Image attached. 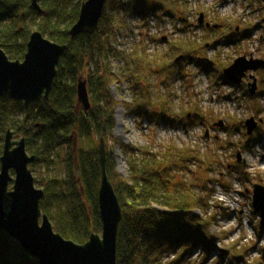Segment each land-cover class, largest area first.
<instances>
[{"label": "trees", "instance_id": "16d2710c", "mask_svg": "<svg viewBox=\"0 0 264 264\" xmlns=\"http://www.w3.org/2000/svg\"><path fill=\"white\" fill-rule=\"evenodd\" d=\"M84 1L36 0L38 11L33 0H0V46L11 61L24 60L34 32L67 46L47 98L28 108L8 96L0 99V138L3 139L7 130L21 136L27 154L35 157V163L51 164L59 146L70 147L64 159L68 175L63 186L57 180H47L41 203L43 214L64 239L84 244L91 234H99L102 229L98 203L102 169L100 144L94 141L97 137L99 143L104 140L106 173L123 214L117 236V264H162L164 254L170 252L181 261L193 249L209 251L217 240L210 233V218L195 214L198 207L205 205V200L194 192L195 184L177 178L191 164L202 161L200 156L193 150L182 151L177 147L161 155L143 151L138 166L129 162L132 172L125 179L113 176L115 163L109 145L112 142L113 149L118 146L129 154L139 151L120 144L113 136L115 111L120 105L111 94L114 85L128 84L135 91L134 103L128 108L142 121L156 117L157 124L167 126L190 121L188 113L177 114L167 97L156 96L151 90L156 72L164 73L159 84L170 89L174 86L175 72H185L184 67L178 69L175 63L178 57L168 61L157 53L148 54L144 39L134 42L130 52L119 51L113 45L119 33L127 32V16L137 17L142 27L149 25L151 16L156 19L168 16L180 22L185 0H107L94 34L71 37L69 31L78 21ZM248 33L245 29L243 35ZM220 34L230 42L237 38L234 32ZM196 43L181 41L173 47L184 60L195 61L198 54L197 59L204 60L202 66L213 69L215 63L202 55L206 46ZM80 79L89 86L88 111L78 105ZM86 142L91 146L85 148ZM210 166L206 164L209 169ZM198 182L197 188L201 190L214 181L204 176ZM239 259L242 255L233 258ZM0 264L40 262L0 232Z\"/></svg>", "mask_w": 264, "mask_h": 264}, {"label": "rangeland", "instance_id": "374dc122", "mask_svg": "<svg viewBox=\"0 0 264 264\" xmlns=\"http://www.w3.org/2000/svg\"><path fill=\"white\" fill-rule=\"evenodd\" d=\"M183 5L184 9H180L183 21L180 22L168 16L162 19L151 16L149 25L142 27L137 17L127 16V32L119 33L113 41L114 47L119 51L130 52L134 48V42L144 39L148 54L157 53L163 58L167 57L168 61L178 57L175 63L179 65L178 69L184 67L185 72H175L174 86L170 89L159 84L164 73L156 72L152 77L151 90L156 96L167 97L174 112H186L190 118L188 123L170 126L157 124L156 117L142 121L128 108L134 103L135 91L128 84L112 86L111 94L120 103L115 111L113 136L120 144L139 150L129 154L118 146L113 149L112 142H109L115 163L113 176L126 179L132 172L129 162L138 166L143 151L159 155L171 149L176 150L174 147L182 151H195L202 161L191 164L188 171L177 174V178L196 185L194 192L205 200V205L198 207L195 214L210 218V233L217 240L209 251L193 249L181 261L172 252L164 254L162 264H264V229L260 230V215L255 214L252 207L254 186L264 187V123L260 128V120L264 122V67L248 72L237 85L230 84L223 74L224 69L239 57L264 61V4L262 0H185ZM260 8L262 9L259 10ZM201 15L204 23L211 26L217 24L219 27L206 29L198 23ZM245 29L249 31L248 35H243ZM217 31L222 34L234 32L237 38L230 42L223 39ZM181 41H197V45L206 46L202 55L215 63L214 68L205 69L202 66L204 60L197 59L198 54L194 57L195 61L177 56L178 52L173 46ZM166 53L168 56H165ZM86 84L88 90V83ZM254 84L257 94L251 97L247 89ZM89 97L91 105L90 93ZM78 105L88 111L83 105ZM190 113L194 115L193 118ZM250 119L258 122V127L251 136H247L245 123ZM4 138L5 134L2 140L0 138V158ZM20 138L21 136L14 134L15 141ZM94 141L100 144L97 137H94ZM90 146L89 142L85 143V148ZM75 147L78 148V144ZM57 149L51 158L53 163H35L34 160L29 164L30 169L35 163L31 173L38 190L43 191L47 180L51 179L57 180L59 186L64 184L68 175L64 159L70 147L61 145ZM206 164L212 165L210 169ZM10 175L15 177L13 170ZM204 176L214 182L207 189L200 190L197 188L198 179ZM12 187L11 182L7 191H11ZM4 206L8 211L10 198H5ZM41 214L45 215L42 209ZM41 222L42 218L40 224ZM50 223L52 224L51 221ZM0 232H4L19 245L6 231L0 229ZM101 234L102 229L98 235ZM241 255L242 262L233 260L234 256Z\"/></svg>", "mask_w": 264, "mask_h": 264}, {"label": "water", "instance_id": "95a60500", "mask_svg": "<svg viewBox=\"0 0 264 264\" xmlns=\"http://www.w3.org/2000/svg\"><path fill=\"white\" fill-rule=\"evenodd\" d=\"M107 0H86L81 5L78 21L69 31L71 37L80 34L93 35L101 20ZM33 6L40 10L36 0ZM199 24H204L203 15ZM210 28L209 24H206ZM219 26H214L217 29ZM67 46L54 43L39 32H34L27 45L23 61H11L0 46V99L8 96L30 104L47 98L57 76V67ZM264 67V61L237 58L224 69L223 74L232 84H240L248 72ZM251 79H254L250 76ZM255 80V79H254ZM256 81V80H255ZM256 85H249L250 95L256 94ZM77 101L85 110L90 109V97L86 81L77 84ZM262 123V121H260ZM220 125H223L220 123ZM247 135L251 136L258 127L254 119L245 123ZM104 141L100 142L101 185L99 188V209L102 234H92L85 244H76L55 232L49 218L41 214L42 190L35 187L29 164L35 157L29 156L25 140H14V133L7 131L0 170V229L15 239L25 252L38 259L40 264H117V232L122 220L119 199L106 173ZM13 170L15 177L10 175ZM13 183L11 191L8 190ZM10 198L9 210H5V198ZM253 209L260 215V229H264V187L253 189ZM42 222L40 224V219Z\"/></svg>", "mask_w": 264, "mask_h": 264}, {"label": "bare ground", "instance_id": "6f19581e", "mask_svg": "<svg viewBox=\"0 0 264 264\" xmlns=\"http://www.w3.org/2000/svg\"><path fill=\"white\" fill-rule=\"evenodd\" d=\"M8 131V130H7ZM7 131H6V133H5V138H6V134H7ZM5 138H4V145H3V149H4V147H5ZM264 139V138H263ZM105 167H106V164H105ZM98 194H99V192H98ZM40 222V221H39ZM20 245V244H19ZM25 252V251H24ZM25 253H27V252H25ZM28 254V253H27ZM29 256H31L30 254H28ZM31 257H33V256H31ZM33 258H35V257H33ZM35 259H37V258H35ZM38 260V259H37ZM243 261V259H239V262H242ZM247 263V262H246Z\"/></svg>", "mask_w": 264, "mask_h": 264}]
</instances>
